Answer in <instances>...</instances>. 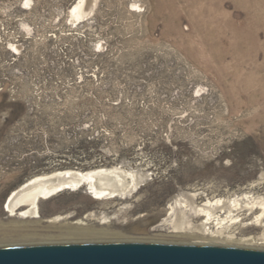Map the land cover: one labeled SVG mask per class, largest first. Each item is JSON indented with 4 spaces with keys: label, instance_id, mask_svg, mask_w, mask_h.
<instances>
[{
    "label": "rangeland",
    "instance_id": "1",
    "mask_svg": "<svg viewBox=\"0 0 264 264\" xmlns=\"http://www.w3.org/2000/svg\"><path fill=\"white\" fill-rule=\"evenodd\" d=\"M76 1L0 0V247L56 244L6 237L21 219L6 209L14 190L99 167L131 172L138 188L104 200L88 186L65 190L41 202L45 224L107 217L125 235L98 242L217 245L169 239L170 207L188 201L187 216L201 221L194 204L237 199L228 231L264 241V0H90L91 10L70 14ZM209 11L226 60L199 33ZM234 29L255 42L239 51Z\"/></svg>",
    "mask_w": 264,
    "mask_h": 264
},
{
    "label": "bare ground",
    "instance_id": "2",
    "mask_svg": "<svg viewBox=\"0 0 264 264\" xmlns=\"http://www.w3.org/2000/svg\"><path fill=\"white\" fill-rule=\"evenodd\" d=\"M90 7V0H77L72 5L70 14L81 15ZM203 7L204 6L199 7L198 14L204 15L207 13V9ZM207 15L213 17L208 19L203 18L197 21L199 33L203 41L211 43L213 50L215 51V55L217 56L216 59L222 60L224 58V56L221 55L222 52L218 53V32L220 31L218 29V21H215V14H213V11ZM217 26L218 28H216ZM234 32L237 33L236 36L238 38L235 39V47L239 51H241V47L244 46V41H253L252 37L249 36L246 30L234 29ZM238 80H240L241 83L244 82L248 87L253 86L252 81L249 80V78H240ZM254 96L255 93L253 97ZM129 173L131 172L121 170L119 167H99L90 170H58L48 174L33 176L23 183L18 189L14 190L10 195L6 209L10 212V216H18L21 219H13L9 223L10 225H8V227L4 226L3 228L7 229L4 233L6 237H10L13 235L12 232H16L20 237L27 241L35 240V237L46 239L48 237V240L51 239L50 241H54L56 243L119 240L120 237H124V230L115 228L112 223L109 222L110 219L107 217H104L100 223L97 224L84 219L76 221L64 220L62 222H58V220L64 219V216L57 215L55 217L48 218V223L45 224L46 222L44 221H46V219L43 217L41 211V202L43 200H49L65 190H78V188L83 186H88L89 193L98 200L119 197L128 198V192L138 188L137 180H129ZM235 201L237 202H232V204L228 205L230 201L227 203L223 201L222 198H219L216 203L209 201L202 205L194 204L191 207L192 211L190 210L192 212V216L204 217L203 220L198 221L196 220L197 217L195 219H189L187 216L189 211L186 212L185 207L188 206V201L183 203L179 200L176 204L173 203L170 207V209L175 212L178 209V217L177 220L171 224L173 229L169 230L170 233L165 235H168L169 239H173L175 241L185 239V241H200L217 245H230L231 243H237L242 246L250 247L257 244L258 246L255 247H260L259 244L263 245L264 241L256 242L252 237L237 240L236 233L228 231L225 224H228V222H237L238 216L235 212L236 210H239V204L241 203L237 199ZM215 204L219 205L221 208H226L225 211L218 212L217 208H214ZM224 213L226 215H224ZM262 217H264V212L260 214V218ZM168 219H166V222H169ZM11 230L12 232H8Z\"/></svg>",
    "mask_w": 264,
    "mask_h": 264
},
{
    "label": "water",
    "instance_id": "3",
    "mask_svg": "<svg viewBox=\"0 0 264 264\" xmlns=\"http://www.w3.org/2000/svg\"><path fill=\"white\" fill-rule=\"evenodd\" d=\"M0 264H264V249L165 242L0 247Z\"/></svg>",
    "mask_w": 264,
    "mask_h": 264
}]
</instances>
